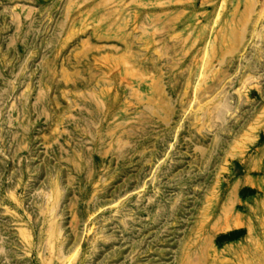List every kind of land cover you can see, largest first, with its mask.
<instances>
[{
	"label": "rangeland",
	"instance_id": "rangeland-1",
	"mask_svg": "<svg viewBox=\"0 0 264 264\" xmlns=\"http://www.w3.org/2000/svg\"><path fill=\"white\" fill-rule=\"evenodd\" d=\"M0 264H264V0H0Z\"/></svg>",
	"mask_w": 264,
	"mask_h": 264
}]
</instances>
